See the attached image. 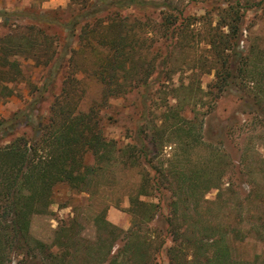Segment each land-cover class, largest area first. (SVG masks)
<instances>
[{
    "label": "trees",
    "instance_id": "trees-1",
    "mask_svg": "<svg viewBox=\"0 0 264 264\" xmlns=\"http://www.w3.org/2000/svg\"><path fill=\"white\" fill-rule=\"evenodd\" d=\"M70 1L66 19L58 11H29L27 18L0 12V22L24 19L23 25L8 26L6 21L8 33L0 37V102L11 97L12 86L24 78L20 58L47 70L34 101L0 121V139L7 142L0 145V264H160L165 253L169 264H249L233 258L229 236L240 237L239 229L208 217L210 205H228L226 195L234 194V177L225 176L232 155L204 140L207 113L200 108H214L232 90L238 102L248 99L264 107L259 46L245 50L241 45L248 41L244 29L248 11L264 6V0H182L187 2L183 9L166 0ZM193 5L202 6L205 14L189 13ZM162 8L167 13L159 25L152 16ZM156 28V35H162L161 47L149 42L148 35ZM78 39L87 44L77 49ZM89 50L96 59L93 68L78 57ZM194 50H200L199 59L192 57ZM185 66L192 69L188 81L174 85L170 97H164L169 110L158 117V125L147 113L150 89L174 83ZM196 70L214 72L208 90L197 82ZM80 76L102 85L101 99L86 112L81 109L86 87ZM57 80L60 93L48 116L38 118L35 134L17 135L19 127L31 121V106L43 102ZM134 92L142 124L132 142L120 146L105 135L101 111ZM258 115L264 127V110L259 109ZM169 146L172 152L165 153ZM197 148H203L206 156L192 161L190 153ZM188 155L190 159H185ZM120 166L139 175L130 194L129 230L110 222L102 211L93 217V240L84 238L80 215L63 224L51 244L33 237V217L49 212L59 186L89 193L97 178ZM213 190L219 192L212 202L206 197ZM158 218L167 232L152 230Z\"/></svg>",
    "mask_w": 264,
    "mask_h": 264
},
{
    "label": "rangeland",
    "instance_id": "rangeland-1",
    "mask_svg": "<svg viewBox=\"0 0 264 264\" xmlns=\"http://www.w3.org/2000/svg\"><path fill=\"white\" fill-rule=\"evenodd\" d=\"M161 1L159 3H163ZM181 1L166 0L167 3L173 2L174 6L183 9L188 0L184 1V4ZM251 1L255 2L256 0ZM70 3V0H0V12L19 13L27 18L28 16L25 14L29 11H37L39 14L58 11L66 19L71 14ZM188 9H190L189 13L198 17L203 16L206 12L200 5H193ZM164 12L167 13V10L162 8L155 15L151 14L152 12L150 14L151 16L154 15L152 17H156V22L160 25L163 21ZM21 19L23 18H4L0 22V37L8 33L5 26L6 21L8 26L9 24L23 25L24 22H20ZM244 29L246 30L245 38L248 37V41L241 44L243 49L246 50L247 47L251 48L253 44H256L259 46V54L264 60L263 5L261 8L253 7L252 10L248 11ZM156 31H158V28L148 35V38L151 39L149 42L153 41L155 42L154 45L161 47L162 41L160 39L162 35H156ZM159 31H162L161 27H159ZM60 34L65 37V33L60 32ZM156 40L160 42L156 44ZM79 44L84 46L87 43L79 42L78 39L75 44L77 49L81 47ZM94 45L102 51L97 42ZM203 47L204 45L201 44L200 49ZM191 55L193 58L199 59L200 50H194ZM78 57L80 62L85 63L86 66L94 67L96 59L90 50L86 53L81 51ZM20 64L24 78L12 86L14 94L0 102V121L7 120L15 112L26 109L38 96L39 89L43 88L47 78V70L40 65H36L31 59L20 58ZM191 67L185 66L184 72H179L175 76L174 83L169 81L165 87H162V84H157L156 87L150 89L152 95L149 96L150 98L148 97L150 100L147 111L148 115L151 114L149 119L152 118L158 125L161 124V119H158V117H162L169 110L168 104H164V97H170L169 93H171L174 85L177 87L180 86L182 80L188 81L187 78L192 72ZM200 71L196 70L198 74ZM83 77L80 76V79L86 87V95L82 99L81 109L86 112L94 102L101 99L102 85L93 78L83 79ZM213 81L214 72L207 75L200 73L197 79V82H200L205 91L208 90L207 86L212 84ZM54 85V88H51L44 96L43 102L38 106H31L29 109V111H33L31 121L27 124L28 126L19 127L16 132L17 135L30 137L35 134L38 118L48 116L55 95L60 93V80H57ZM235 93L236 91L232 90L231 93L217 102L213 106L214 108H207V106L200 108L201 112L207 113L204 125V140L213 144L215 149L217 148L216 150L225 151L232 155L231 158H228L230 164L225 176L229 177L232 174L230 177H234V183L231 187L234 194H225L228 205L226 206L224 203L210 205L213 210L208 214V217L221 225L239 229L240 237H236L234 233L229 236L235 260L249 264H264V127L261 124L262 122L260 123L261 117L258 115L259 109L264 110V107L259 108L255 105V102H249L248 99L244 100V103L238 102ZM170 101L172 105H175V101ZM140 111V101L136 92L132 93L127 99L119 98L111 101L109 107L101 111L105 135L109 139L118 141L120 146L132 142V138L135 137V130H137L138 125L142 124L139 118ZM6 143V141L0 139V145ZM171 148L170 146L167 147L165 153L172 152ZM205 156L203 148H197L190 153L192 161L202 160ZM190 157L189 155L185 156V159H190ZM93 162V158H91L89 163ZM138 183L137 170L123 169L120 166L114 168L111 173H106L104 176L97 178L94 184L89 187V193L71 190L68 186L61 185L57 188L55 203L50 207L49 212L33 217L31 234L36 239L51 244L61 226L69 224L77 215H80V228L84 238L93 240L96 237L93 217L102 211L107 214V219L110 222L124 230H129L132 225V215L129 212L130 194L135 191ZM226 187L228 185L224 186V188ZM218 192V190H213L207 194L206 198L213 202L216 200ZM228 192L230 193V191ZM222 205H225V207ZM164 214H168L167 208H165ZM158 219L152 223V230L158 227L167 232L163 221L160 218ZM170 241L171 238L168 240V247L171 246ZM159 263L169 264L166 253L160 256Z\"/></svg>",
    "mask_w": 264,
    "mask_h": 264
}]
</instances>
